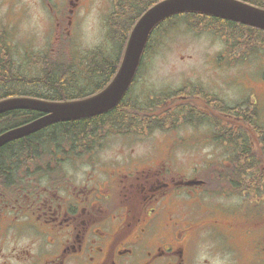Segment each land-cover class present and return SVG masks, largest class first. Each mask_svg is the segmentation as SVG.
<instances>
[{
    "label": "flooded vegetation",
    "instance_id": "obj_1",
    "mask_svg": "<svg viewBox=\"0 0 264 264\" xmlns=\"http://www.w3.org/2000/svg\"><path fill=\"white\" fill-rule=\"evenodd\" d=\"M16 1L2 0L6 11L0 16V46L10 53L12 65L9 28L16 27V14L36 8L35 14L51 21V43L43 49L32 47L33 54L16 50L18 55L23 51V59L33 61L35 68L43 62L40 58L49 57V63L59 68L57 90L67 95L57 101L84 99L102 91L119 65V60L105 59L112 47L105 37L112 31L107 20L118 16L124 5L135 8L136 0H110L104 46L77 60L68 54L71 45L65 41L73 34L79 14L88 12L94 0ZM136 11L139 16L144 12ZM246 29L253 42L256 29ZM232 31L221 51L231 52L232 62L249 59L253 46L240 44L239 29ZM263 38L264 31L258 30L257 41ZM214 69L224 70L216 64ZM229 79L212 82L211 76H203L159 82L173 87L166 91L149 82L150 93L140 99L130 92L139 81L134 76L109 110L58 121L66 126L50 128L57 122L50 123L23 136L44 129L37 141L9 147L8 154L0 157V264H186L194 229L206 221L200 214L205 207L196 214L191 203L202 204L207 194L264 198V183L256 194H239L233 188H214L208 180L207 163L228 165L244 145L250 154L261 147L263 151L255 155L264 163V110L254 99L264 98V92H259L264 84L248 78L253 90L242 98L229 86ZM44 87L49 93V87ZM228 90L233 92L231 100ZM223 103L231 109H223ZM117 105L121 115L112 113ZM42 115L46 113L38 112ZM190 129L197 132L193 139L186 133ZM142 132L160 139L144 142ZM113 138L118 143L108 152L106 145ZM207 146L220 153L214 159L203 156L199 169L191 167L190 156L175 155L176 148L190 151L189 147ZM190 180L199 184L188 185ZM192 215L199 219L192 220Z\"/></svg>",
    "mask_w": 264,
    "mask_h": 264
},
{
    "label": "rangeland",
    "instance_id": "obj_2",
    "mask_svg": "<svg viewBox=\"0 0 264 264\" xmlns=\"http://www.w3.org/2000/svg\"><path fill=\"white\" fill-rule=\"evenodd\" d=\"M24 1L27 0H17L16 3ZM108 4L110 5V0H94L88 12L79 14L73 34L65 41V44L71 45L69 53L72 59L77 60L80 56L86 59L90 51L100 50L101 46H104ZM1 6L2 0H0V16H3L6 6ZM14 8H17V5ZM36 11V8L30 7L21 16L18 17L16 14V27H14L16 31L14 28H9L14 47L12 49L13 65L8 74L14 75L19 80L12 85L13 90L10 91L12 96H26L30 95V92L46 91L42 83H27L28 80L39 79L43 72L32 67L33 61L23 59L24 50L28 52L32 47L34 50L48 47L53 37L50 19L38 13L35 14ZM180 17L182 16L177 15L176 19L179 22L176 26L169 28L168 32L165 31V35L159 36L155 33L152 35L151 49L144 56L137 76L139 81L130 92L142 99L150 93L149 82H156V86L166 91L173 87L159 86V82L175 83L186 80V77L197 79L203 76H211V81L216 82L219 77L226 76L230 77L227 81L229 86L243 98L250 94V90H253L248 85V78L255 83L264 84V38L262 48L259 49L260 53L254 49L249 59L232 62L231 52L221 51L225 44L220 38L206 31L199 35L194 34L185 23L180 22ZM163 27H168V24H164ZM22 49L23 51H20L18 55L16 50ZM110 49L112 52V47ZM30 53L33 54V50ZM61 58L69 59L67 55L65 57L62 55ZM215 64L224 70L214 69ZM229 65L234 66V70L228 67ZM259 92H264V87ZM151 93H154L152 89ZM227 94L231 100L233 92L228 90ZM254 99L259 110H264V98L259 99L256 96ZM183 133L181 131L179 135ZM186 133H190L193 139L197 132L190 129V132ZM155 135L142 132V139L144 142L160 139ZM114 139L116 138L110 139L109 144L106 145L108 152H112L118 143V140ZM215 149L211 146L202 149L189 147L190 151L176 148L175 155L190 156L188 160L193 162L191 167L199 169L203 156L206 159H214V154L220 153ZM209 165L211 164L207 163L206 167L208 168ZM201 202L200 205L190 204L192 212L195 211L196 214L202 211V206L205 207L204 213L200 212V214L206 221L200 222L199 228L194 229L186 264H264V198H261V195L250 198L249 196L223 195L221 197L207 194ZM217 204L227 207H220ZM197 219H199L198 216L192 215V220L197 221ZM210 220L218 221V224L211 223Z\"/></svg>",
    "mask_w": 264,
    "mask_h": 264
},
{
    "label": "trees",
    "instance_id": "obj_3",
    "mask_svg": "<svg viewBox=\"0 0 264 264\" xmlns=\"http://www.w3.org/2000/svg\"><path fill=\"white\" fill-rule=\"evenodd\" d=\"M244 1L264 8V0H244ZM154 2L153 0H136L135 8L130 7L128 5L123 6L118 16L112 19V31L110 32L109 37H110V41L113 43V48H112V52L108 54V56L105 59L114 60V61L119 60L129 30L131 26L134 24V22L137 20V18L139 17L140 11L137 13L136 10H139L141 8V11L143 12L147 7H149ZM183 14L186 17H190L189 19H193L192 23L189 21V26L196 30L199 29L202 21L211 22L212 19L218 20L213 16H207L200 13L185 12ZM173 17L175 16L172 15L171 18ZM171 18L169 17L167 19L169 20ZM228 27H233V28L238 27L240 29L239 37L243 38L240 44H243L244 46H246L247 44L253 46L250 48V50H252L255 46L257 47L259 43V41H257L258 29L255 30V38L253 42H250L248 33L243 32L244 29L246 28L251 29V27L240 23H235L233 21L219 19V21L215 23H211L210 30L220 36H227L228 38H231L233 36V33H229L227 31ZM1 39L2 36H0V43H3ZM9 57H10V53L3 48V44H2L0 46V99L3 97L12 96L13 94H11L12 92H10L11 90H13L12 85L15 82H19V80L16 77H14V75L8 74V72L10 73V69L12 67V63H11L12 61ZM40 60L43 62L38 64L37 69L43 72L42 76H40L39 79L28 80L27 83L29 84L31 83L37 84V82L42 83L44 86L49 87V93L38 92V93H32L31 96H39L50 100L63 99L64 98L63 96L67 94L65 92H60L59 90H57V86H56L59 81L58 80L59 68L49 63L51 60L49 57H42L40 58ZM54 72H56V74H54ZM21 82H26V81H21ZM120 107L121 105H117L113 109L112 113L114 114L117 113V115H121V111H119ZM223 109H231V108L223 103ZM37 116H38V112L34 110L6 111L0 114V132L4 131L7 128L32 120ZM81 121L84 122L88 121V118L82 119ZM70 123H74V122H70ZM64 124L67 123H58V122L53 123L52 127L50 128H55L57 126L61 127ZM42 130L44 129H41L29 136L16 140H11L8 143H5L6 145H4V147L0 149V157H2L3 155H7L10 150L9 147H12L13 145H15L16 147L17 144H19L21 146L26 147L31 142L37 141L39 139L38 134L41 133ZM228 133L229 134L231 133L230 129L228 130ZM260 148L261 147H255L253 149L254 154H250L249 148L246 145H244L243 148H241V151L234 152L228 165L223 164L218 167H214V166L209 167L207 170V173L209 174L208 176H211L208 178L209 182L212 184L214 188H218V189H222L221 187L233 188L234 189L233 191L239 194L243 192L246 193L249 192L252 194L258 193L257 192L258 188L261 187L262 184L264 183V163L260 160V157L258 155H255V154H260L261 151H263V149ZM246 155L250 156L249 160L247 159ZM220 174H221V179H219L218 177V175ZM247 183H249V185Z\"/></svg>",
    "mask_w": 264,
    "mask_h": 264
},
{
    "label": "water",
    "instance_id": "obj_4",
    "mask_svg": "<svg viewBox=\"0 0 264 264\" xmlns=\"http://www.w3.org/2000/svg\"><path fill=\"white\" fill-rule=\"evenodd\" d=\"M182 11L207 13L264 29V9L240 0H162L147 9L136 21L128 35L116 74L99 93L80 100L62 102L28 96L1 99L0 113L11 109H35L46 115L0 133V146L47 124L93 116L112 108L135 74L151 29L165 17ZM193 183L199 181L187 182Z\"/></svg>",
    "mask_w": 264,
    "mask_h": 264
}]
</instances>
